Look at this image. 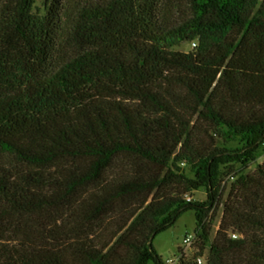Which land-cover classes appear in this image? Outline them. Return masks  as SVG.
<instances>
[{"label":"trees","instance_id":"trees-1","mask_svg":"<svg viewBox=\"0 0 264 264\" xmlns=\"http://www.w3.org/2000/svg\"><path fill=\"white\" fill-rule=\"evenodd\" d=\"M64 1L0 0V264H167L188 211L178 264H264V0Z\"/></svg>","mask_w":264,"mask_h":264},{"label":"rangeland","instance_id":"rangeland-1","mask_svg":"<svg viewBox=\"0 0 264 264\" xmlns=\"http://www.w3.org/2000/svg\"><path fill=\"white\" fill-rule=\"evenodd\" d=\"M74 1H76V0L64 1L62 3L61 9L58 13V16L63 18L65 15V9L68 6H71L72 3H74ZM90 1H92L93 3H96L97 0H90ZM176 1L181 6V12L186 11L187 0H176ZM99 3H101V2H99ZM39 5H40V3H39ZM180 16H182V15L180 14ZM61 25L63 26L64 24L61 23ZM192 48H193L192 44H186V45L178 48V50H181L184 52H189L192 50ZM2 96L3 95L0 93V97H2ZM260 143H261V148L259 150L258 159L256 162H253L248 166L247 172H253L259 164H262L264 162V139H261ZM238 144L239 143L236 142V143H231L228 146L236 147ZM183 167H184V169H186V166L184 164H183ZM228 191H229V188H227L225 195H224V198L227 197ZM188 198L192 199V197H190V196ZM193 199L198 200V201H204L206 199L205 189L202 188V189L198 190L195 193V196L193 197ZM222 211H223V206L221 205L216 216H215V219H214L212 238L214 237L217 229L219 228V223H220V219L222 216ZM196 226H197V221H196L195 212L194 211H188L178 218V220L176 221V223L173 227H171L168 230L158 234L155 237L154 242H153L154 248L156 249L158 254L160 256H162L164 262H168L170 259H172L174 261V263L177 262V261H175V259L178 256L179 250L183 249L185 247V238L188 235H192L195 233ZM195 251H196V249H195ZM195 251H193V252H195ZM187 253H189V251H187ZM167 264H171V263L168 262Z\"/></svg>","mask_w":264,"mask_h":264},{"label":"built area","instance_id":"built-area-1","mask_svg":"<svg viewBox=\"0 0 264 264\" xmlns=\"http://www.w3.org/2000/svg\"><path fill=\"white\" fill-rule=\"evenodd\" d=\"M193 47H195V43H192ZM188 201L191 200V198H187ZM231 237L236 239V238H240L241 235L236 233V232H233L231 233ZM197 240H198V235L197 233H194L192 235H188L186 238H185V247L183 249H180L181 251H179L178 253V256L176 257L175 262L170 259L168 262H170L171 264H178L180 262V259L183 257V256H190V254L193 253V251L195 250V245L197 244ZM187 251H189V253H187ZM187 253V254H186ZM206 260H207V252H205L202 256H199L197 259H196V263L197 264H205L206 263ZM166 262V263H168Z\"/></svg>","mask_w":264,"mask_h":264}]
</instances>
